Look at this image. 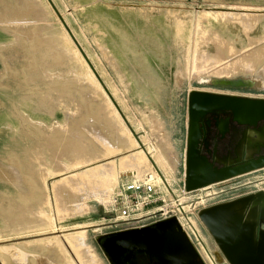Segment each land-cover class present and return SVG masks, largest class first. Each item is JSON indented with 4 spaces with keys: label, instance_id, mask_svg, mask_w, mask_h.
<instances>
[{
    "label": "rangeland",
    "instance_id": "1",
    "mask_svg": "<svg viewBox=\"0 0 264 264\" xmlns=\"http://www.w3.org/2000/svg\"><path fill=\"white\" fill-rule=\"evenodd\" d=\"M234 78L247 87L220 84ZM193 90L264 98V0H0V233L2 186H71L68 199L91 200L135 156L168 204L192 209L202 264H230L199 211L264 189V168L182 192ZM230 128L219 164L256 151L258 133ZM91 204L88 216L112 221Z\"/></svg>",
    "mask_w": 264,
    "mask_h": 264
},
{
    "label": "water",
    "instance_id": "2",
    "mask_svg": "<svg viewBox=\"0 0 264 264\" xmlns=\"http://www.w3.org/2000/svg\"><path fill=\"white\" fill-rule=\"evenodd\" d=\"M220 84L247 87L242 79L235 78L224 79ZM249 86H254L251 80ZM188 113L184 181L187 192L264 168V98L193 90L189 93ZM215 113L226 116L224 121L217 118L215 123L223 138L236 125L243 127L247 139L249 131L258 133L249 139V146L256 150L254 154L222 159L221 166L201 154L202 121ZM199 216L219 246L221 261L226 258L230 264H264V189L204 207ZM98 242L111 264H135L142 257L151 264L203 263L177 217L109 233Z\"/></svg>",
    "mask_w": 264,
    "mask_h": 264
},
{
    "label": "crops",
    "instance_id": "3",
    "mask_svg": "<svg viewBox=\"0 0 264 264\" xmlns=\"http://www.w3.org/2000/svg\"><path fill=\"white\" fill-rule=\"evenodd\" d=\"M127 162L130 166L123 161L115 173L103 175L113 182L91 200L106 205L124 173L141 178L152 172L144 164L136 166L135 156ZM71 192L75 193L71 186H2L0 264H101L88 242L89 234L95 230L94 239L100 246V237L121 230L108 217L88 216L94 208L91 200L84 196L68 199Z\"/></svg>",
    "mask_w": 264,
    "mask_h": 264
},
{
    "label": "built area",
    "instance_id": "4",
    "mask_svg": "<svg viewBox=\"0 0 264 264\" xmlns=\"http://www.w3.org/2000/svg\"><path fill=\"white\" fill-rule=\"evenodd\" d=\"M182 192L188 193L186 190ZM108 204L105 209L112 215L111 220L119 230L140 228L177 217L192 242L195 245L202 243L200 230L189 217L192 209H186L187 205L178 198L171 205L168 204L151 176L121 183Z\"/></svg>",
    "mask_w": 264,
    "mask_h": 264
},
{
    "label": "flooded vegetation",
    "instance_id": "5",
    "mask_svg": "<svg viewBox=\"0 0 264 264\" xmlns=\"http://www.w3.org/2000/svg\"><path fill=\"white\" fill-rule=\"evenodd\" d=\"M220 119L221 121L226 119V116L224 114H218L216 113V116L209 115L205 118V120L202 121V129H203V136L200 143V151L201 154L206 155L212 162H214L216 165L221 166V163L219 164L217 161V157L221 156L223 154L224 149V142L225 141H232L233 135L228 132L226 137H222V132L218 127H214L216 120ZM236 133V132H235ZM221 158V157H220ZM234 179V178H233ZM231 180V179H230ZM257 191V190H255ZM251 193V192H247ZM247 193H243L242 195H245ZM147 258H144L146 260ZM149 260V259H148Z\"/></svg>",
    "mask_w": 264,
    "mask_h": 264
},
{
    "label": "bare ground",
    "instance_id": "6",
    "mask_svg": "<svg viewBox=\"0 0 264 264\" xmlns=\"http://www.w3.org/2000/svg\"><path fill=\"white\" fill-rule=\"evenodd\" d=\"M251 83H252L254 86H258V87H262V86H263V82L260 81V80H258V79H253V80H251ZM146 176H151V178L154 179L156 185H159V184H158L157 176H156V174L153 173V172L148 173V174H146L144 177H141V178H137L136 176H135V177H136L137 179H143V178H145ZM117 189H118V187L110 193V195H109V200H110L111 197L116 193Z\"/></svg>",
    "mask_w": 264,
    "mask_h": 264
}]
</instances>
